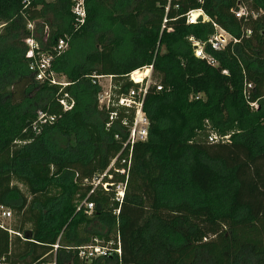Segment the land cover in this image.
I'll list each match as a JSON object with an SVG mask.
<instances>
[{"label": "trees", "instance_id": "obj_1", "mask_svg": "<svg viewBox=\"0 0 264 264\" xmlns=\"http://www.w3.org/2000/svg\"><path fill=\"white\" fill-rule=\"evenodd\" d=\"M130 2L84 0L85 22L75 27L73 0H0V150L7 154L0 175L14 182L0 192V207L15 219L11 233L0 228V264H264V1ZM116 5L120 12L106 21L113 29L104 27L100 14ZM239 7L258 15L237 19ZM197 10L208 20L187 25L185 15ZM212 23L237 40L220 52L206 48L216 67L197 59L188 41L206 42ZM64 37L68 51L52 70L70 84L64 91L75 105L67 113L58 87L34 81L25 44L33 38L50 51ZM92 37L93 48L76 47ZM150 65L165 91L148 92V137L134 145L126 177L107 180L125 183L118 203L112 188L90 184L126 139L117 122L106 128L91 76H113L124 89L125 75ZM91 101L94 121L86 118ZM39 111L57 119L35 135ZM210 131L230 142L208 143ZM83 201L93 205L90 214L77 210ZM95 223L105 233L90 231ZM117 237L120 256L77 257L76 248Z\"/></svg>", "mask_w": 264, "mask_h": 264}, {"label": "built area", "instance_id": "obj_2", "mask_svg": "<svg viewBox=\"0 0 264 264\" xmlns=\"http://www.w3.org/2000/svg\"><path fill=\"white\" fill-rule=\"evenodd\" d=\"M74 6L72 8V14L75 15V27L82 26L85 22L86 12L84 8V0H73ZM178 1V0H176ZM264 1V0H263ZM169 2V0H168ZM177 6H175V9ZM168 7L165 8L167 12ZM258 13H254L248 10L246 7H239L237 11L234 12V16L237 19L240 18H255ZM199 16H203L202 22L207 21L206 17L203 15L202 11H190L185 15V22L187 25L197 24V19ZM166 24V19L162 22V29ZM34 22L27 24V30L33 32ZM214 33L208 38L206 42H200L190 37L188 41L191 44L194 56L204 61L207 65L211 67H216L218 65L217 61L210 55L206 48L212 52L223 51L229 44H235L236 39L231 37L225 30L220 28L217 24L212 23ZM250 31H245L246 36L250 35ZM47 33L43 38V42H46ZM27 46L26 57L30 59L28 63V69L32 73L34 81L38 83H47L51 86H56L59 88V98L57 102L61 107L62 112H70L75 105L73 98L65 92V88L70 84L62 76L57 75L52 70V62L55 57L63 54L68 48V38H60L56 41L50 51H45L40 48L39 44L33 38H29L25 41ZM226 74V72H223ZM92 83L99 87V92L96 96L97 107L99 111L104 112L107 115L106 128H108L113 123L117 122L122 128H124L126 133V139L122 143V148L120 152L110 161L107 171L101 175V177H106L109 170H113L114 173L121 176H125L131 165L132 151L133 147L137 143L145 142L148 137L149 120L144 111V103L148 92L151 87L154 88L155 92L165 91L162 85L153 82L152 78V65L137 69L127 75H125L124 81L130 84L128 88H121V83L118 82L113 76H97L92 75ZM102 80L107 81L103 84ZM102 83H101V82ZM116 81V83H115ZM252 85L249 83L244 84L243 98L248 104L251 110L257 109V102H251L250 91L252 90ZM202 95H197L195 97L191 96L190 99L199 100ZM56 116L49 115L44 112H37L34 121L30 124V130L38 135L42 128L45 126L53 125L56 121ZM230 136H221L215 132L210 131L207 134L206 140L208 143H229ZM115 139H120L115 136ZM120 167H116V164ZM100 177V176H99ZM97 177V178H99ZM111 179V176H109ZM95 179V178H94ZM94 179L91 181V186L93 189L98 187V183L94 184ZM99 189L107 191L113 188L115 185L103 182L99 184ZM115 189V201L118 203L122 202L125 190V183L116 184ZM83 208L87 214H90L93 210V205L89 202L83 201L80 204V208ZM11 212L3 207H0V218L2 220H10ZM1 229L8 230L0 225ZM19 237H21L19 235ZM57 245L53 246V253H55ZM77 257L80 260L91 261L98 257H110L113 254L117 256L121 255L120 242L117 237L116 240H111L106 243L94 241L93 244L87 246H81L76 248ZM47 264H56L54 260Z\"/></svg>", "mask_w": 264, "mask_h": 264}, {"label": "rangeland", "instance_id": "obj_3", "mask_svg": "<svg viewBox=\"0 0 264 264\" xmlns=\"http://www.w3.org/2000/svg\"><path fill=\"white\" fill-rule=\"evenodd\" d=\"M47 1L50 2L52 0H47ZM135 1H137V0H131L130 3L135 2ZM112 4H113V1H112ZM113 10H114V13H110L109 11H106V12H102L100 14V16L102 17L101 20L104 23L103 24L104 27H109V28H112L113 29V27H110L107 24L106 21H107V19H108L109 16H115L118 12H120V8H118V6L116 5L115 7H113ZM140 22L143 23L144 22V18L141 17L140 18ZM68 41L70 42V39L69 38H68ZM95 44H96V42H95V40H94L93 37L91 39L87 40V41L75 42L76 47H78V48H80L82 50H85L87 48H93ZM102 82H103V84H106L107 83V81H104V80H102ZM153 82H156V81L153 80ZM115 83H116V81H115ZM89 104L90 105L87 107V112H89V114L86 116V118H87L88 121H94L95 115H94L93 109H92L93 101H91ZM6 161H7V154H5V151H1L0 150V164L3 163V162H6ZM109 172H110V175L109 176H111V177L114 176V171L113 170H110ZM108 179H109L108 175L106 177H101L100 176L99 178H95L94 179V182H92V183L94 185V184H97V182L99 181L98 187H97V188H99V186H100L99 184L100 183H103V182H107ZM5 180H6L7 183L9 182V175H8V173H7V175L5 173L2 174V175H0V192L4 191L5 188H9L10 186H12L14 184V182L13 183L11 182L10 184L8 183V186H7L6 185L7 183L6 184L4 183ZM115 186L112 188V192H115V189H116ZM18 188H19V190L22 193L24 192V189L20 185H18ZM11 214H12V212H11ZM14 223H15V219L13 217V214L11 215V219L10 220H2L0 218V225L4 226L7 229H12L13 226H14ZM90 231H92V232L96 231V232L102 233V234L105 233V229L99 223L93 224L90 227ZM98 242H102V241H98Z\"/></svg>", "mask_w": 264, "mask_h": 264}, {"label": "water", "instance_id": "obj_4", "mask_svg": "<svg viewBox=\"0 0 264 264\" xmlns=\"http://www.w3.org/2000/svg\"><path fill=\"white\" fill-rule=\"evenodd\" d=\"M202 19H203V16H199L197 19V23L202 22ZM30 238H31L30 233L25 234L24 240H30Z\"/></svg>", "mask_w": 264, "mask_h": 264}]
</instances>
